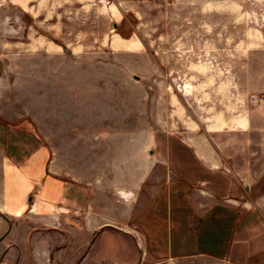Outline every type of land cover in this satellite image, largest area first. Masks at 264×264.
Returning a JSON list of instances; mask_svg holds the SVG:
<instances>
[{"label": "rangeland", "instance_id": "rangeland-1", "mask_svg": "<svg viewBox=\"0 0 264 264\" xmlns=\"http://www.w3.org/2000/svg\"><path fill=\"white\" fill-rule=\"evenodd\" d=\"M258 12L250 0H91L89 25L76 24L68 35L70 46L84 48L73 55H40L34 29L24 25L22 44L2 49L0 41V145L42 138L62 156L82 160L85 153L92 160L123 163L132 156L192 162L199 146L216 160L226 158L228 140L242 137L232 132V123L248 116L251 100L263 96L254 90L264 83V55H243L244 33L260 28L250 22ZM116 36L128 38V46L120 48ZM70 170L80 176L84 171ZM89 170L95 183L99 176L108 182L115 169ZM145 170L140 169V180ZM185 170L194 175V166ZM160 176L151 192L162 191ZM201 176L213 183L207 170ZM144 179L140 193L146 195ZM93 188L98 191L97 182ZM156 203L160 210L145 212L135 223L150 252L167 251L170 238L162 196ZM107 206L113 216V204ZM122 224L126 231L129 223ZM73 237L75 247L65 252L66 259L76 255L85 233ZM45 239L58 238L46 233ZM116 244L123 258L134 255L127 241L109 234L101 237L96 255L112 260ZM202 261L197 264H208ZM138 264L147 263L141 258Z\"/></svg>", "mask_w": 264, "mask_h": 264}, {"label": "crops", "instance_id": "crops-1", "mask_svg": "<svg viewBox=\"0 0 264 264\" xmlns=\"http://www.w3.org/2000/svg\"><path fill=\"white\" fill-rule=\"evenodd\" d=\"M250 2L262 13L250 16L260 28L244 33L243 55L261 56L264 0ZM90 20L91 0H0L2 49L22 44L20 32L26 25L34 29L40 55L83 54L84 48L81 52L70 46L68 35L76 31L74 25L88 26ZM114 38L120 48L128 46V38ZM254 93L263 96L251 100L248 116L232 123V132L242 133L241 141L239 135L237 142L228 140L226 158L219 160L207 155L203 146L195 147L194 161L176 164L133 156L126 163L108 162L86 158L85 153L75 160L73 154L60 155L58 147L44 144L42 138L25 137L8 148L1 144L0 264H85L93 257V264H138L141 258L147 264H197L203 259L208 264H264V83ZM74 166L84 169L82 176L70 170ZM193 166L194 175L185 170ZM91 167L115 169L108 182L101 176L93 181L99 185L97 192L92 189ZM140 169H146L141 180ZM203 169L212 184L203 180ZM159 176L162 191L151 192L150 184L160 182ZM143 178L149 183L146 195L140 193ZM160 196L169 215L170 238L167 251L150 252L148 239L135 223L145 212L159 209ZM108 203L114 206L113 216ZM123 221L129 223L126 231L120 228ZM46 233L58 239H45ZM74 233H85V240L74 249L76 255L66 259L65 252L75 247ZM243 233L246 239H241ZM108 234L127 241L134 255L123 258L118 244L112 260L96 255L97 244Z\"/></svg>", "mask_w": 264, "mask_h": 264}]
</instances>
